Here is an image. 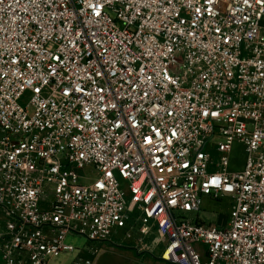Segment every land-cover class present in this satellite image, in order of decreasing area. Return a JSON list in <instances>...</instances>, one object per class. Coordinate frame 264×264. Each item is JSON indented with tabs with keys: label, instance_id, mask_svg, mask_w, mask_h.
I'll list each match as a JSON object with an SVG mask.
<instances>
[{
	"label": "built area",
	"instance_id": "2783aa9c",
	"mask_svg": "<svg viewBox=\"0 0 264 264\" xmlns=\"http://www.w3.org/2000/svg\"><path fill=\"white\" fill-rule=\"evenodd\" d=\"M128 243L264 264V0H0V264Z\"/></svg>",
	"mask_w": 264,
	"mask_h": 264
},
{
	"label": "rangeland",
	"instance_id": "374dc122",
	"mask_svg": "<svg viewBox=\"0 0 264 264\" xmlns=\"http://www.w3.org/2000/svg\"><path fill=\"white\" fill-rule=\"evenodd\" d=\"M246 161L245 147L241 142H234L230 153V169L241 170ZM202 210L193 218L207 222H218L225 225L228 220L230 202L228 197H220L215 200L205 199ZM155 238L156 236L153 235ZM66 244L82 248L88 244L86 237L82 235L68 234L64 238ZM163 244L152 245L149 250L137 251L130 243L124 245L98 244L93 264H170L160 258ZM73 252L64 253L55 259L56 264H69L73 258Z\"/></svg>",
	"mask_w": 264,
	"mask_h": 264
}]
</instances>
